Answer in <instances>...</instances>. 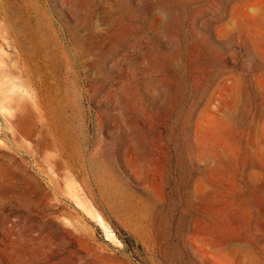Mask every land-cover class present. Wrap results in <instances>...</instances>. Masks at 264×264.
<instances>
[{
  "label": "rangeland",
  "instance_id": "374dc122",
  "mask_svg": "<svg viewBox=\"0 0 264 264\" xmlns=\"http://www.w3.org/2000/svg\"><path fill=\"white\" fill-rule=\"evenodd\" d=\"M0 264H264V0H0Z\"/></svg>",
  "mask_w": 264,
  "mask_h": 264
},
{
  "label": "bare ground",
  "instance_id": "6f19581e",
  "mask_svg": "<svg viewBox=\"0 0 264 264\" xmlns=\"http://www.w3.org/2000/svg\"><path fill=\"white\" fill-rule=\"evenodd\" d=\"M30 57V56H29ZM6 81V80H5Z\"/></svg>",
  "mask_w": 264,
  "mask_h": 264
}]
</instances>
